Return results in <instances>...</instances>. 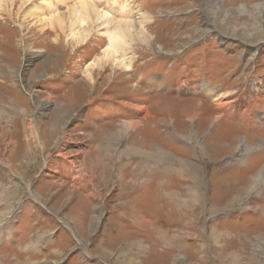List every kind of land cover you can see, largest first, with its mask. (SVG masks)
Here are the masks:
<instances>
[{
  "label": "rangeland",
  "instance_id": "obj_1",
  "mask_svg": "<svg viewBox=\"0 0 264 264\" xmlns=\"http://www.w3.org/2000/svg\"><path fill=\"white\" fill-rule=\"evenodd\" d=\"M76 1L0 0V264H264V0Z\"/></svg>",
  "mask_w": 264,
  "mask_h": 264
},
{
  "label": "bare ground",
  "instance_id": "obj_2",
  "mask_svg": "<svg viewBox=\"0 0 264 264\" xmlns=\"http://www.w3.org/2000/svg\"><path fill=\"white\" fill-rule=\"evenodd\" d=\"M1 1L9 3L12 2L13 0L12 1L1 0ZM22 1L23 3H25L28 0H22ZM99 4L100 3L97 4L94 3V1L92 0H77L74 6L70 7V18H69L71 21L70 26H68L63 20V18L59 17L57 14H55L50 19V22L55 23L61 28L64 27L68 28L70 32L73 34V36L76 35L78 40L83 41L88 36L90 31H92V27L89 25L90 18L92 17L94 19H99L103 24V27L105 28L107 36H109L110 38V47L108 46L106 48V52L102 57L103 64L113 63V65H115L116 68L120 66L122 67V69L124 70L127 69L128 71L131 69L132 59L126 58V54H124L122 51L120 52L121 56H118L117 53H119V51L117 48L119 46H120L119 50H123L127 48V46L129 45L127 43V39L130 38V36H132V33L135 30H138V28H139L138 31H140L141 34L144 33V30H146L144 29V25L149 19L148 15L145 14L141 15V17L136 21H133L132 19H130V17H124L122 19L117 20L107 15V13L101 12L100 8L98 7ZM27 12L34 14L36 13L32 9H28ZM84 19H85L84 23H86V25H83V23L81 24V22H83ZM122 54L124 58H122Z\"/></svg>",
  "mask_w": 264,
  "mask_h": 264
}]
</instances>
